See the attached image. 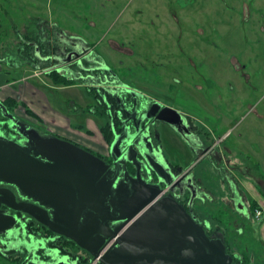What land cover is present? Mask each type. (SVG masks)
Here are the masks:
<instances>
[{
  "label": "rangeland",
  "instance_id": "1",
  "mask_svg": "<svg viewBox=\"0 0 264 264\" xmlns=\"http://www.w3.org/2000/svg\"><path fill=\"white\" fill-rule=\"evenodd\" d=\"M38 21L85 37L106 53L110 39L121 43L126 38V47L134 51L130 64L139 61L131 69L142 75L143 90L186 113L211 139L223 137L219 149L225 157L239 160L250 155L261 160L264 173V0H0L4 69L5 57L16 52ZM11 70L12 75L0 71V87L12 83L17 97L37 113L25 114L32 125L45 128L44 121L56 120L68 126L76 121L74 104L83 87H54L26 66ZM9 92L13 90L5 87L0 95ZM19 108L22 113L25 105ZM194 169L219 183L210 156ZM248 191L264 204L262 196ZM221 214L217 221L231 222L230 213H217ZM240 224L244 232L232 235L235 241L230 245H242L264 264V236L259 235L264 211L260 218L253 212L252 219Z\"/></svg>",
  "mask_w": 264,
  "mask_h": 264
},
{
  "label": "flooded vegetation",
  "instance_id": "2",
  "mask_svg": "<svg viewBox=\"0 0 264 264\" xmlns=\"http://www.w3.org/2000/svg\"><path fill=\"white\" fill-rule=\"evenodd\" d=\"M35 27L33 33L26 34L20 40L16 52L5 57L6 68L0 65V71H9L12 75L11 69L18 71L26 66L34 77L45 76L53 82L54 87H83L84 92L78 93V100L74 104L76 121L68 126L56 120L44 121L45 128L32 125L25 114L29 110L34 116L37 113L26 104L24 112L20 113L23 109H18L16 101L19 98L11 82L0 87V90L5 87L13 90L8 97L0 95V103L6 106L8 114L35 127L41 135L57 136L92 152L105 162L107 169L115 166L120 156L128 151L127 154L136 160V164L127 163L130 173L136 175L139 167L145 180L166 187L159 175L147 167V158L153 163H162L169 173L176 175L171 193L188 211L201 219L209 233L225 232L221 222L211 218L214 209L230 213L235 228L241 227V221L253 218V203H260L251 197L242 181H249L257 195L264 199L262 161L250 155L239 160L225 157L219 149L223 137L211 139L209 133L186 113L164 104L143 90L140 87L142 75L138 70L131 69L134 63L138 67L139 61L133 60L130 64L129 57L134 51L126 47V38L121 43L110 39V50L106 53L89 39L76 37L57 25L40 21ZM120 54L124 57L117 58ZM130 72H133L132 76ZM201 74L203 77V72ZM55 76L67 78L72 83L57 84ZM9 99H12V104L8 103ZM20 101L25 103L24 100ZM166 107L181 115V118L176 117L179 128L157 119ZM164 113L172 112L165 110ZM0 135L19 143L25 142L10 119L3 115L1 108ZM117 136L119 144L113 151L112 145ZM134 142L137 143L131 145ZM174 144L179 149H175ZM178 154H181L182 160H178ZM207 156L215 161L219 183L195 172L194 168ZM17 198L22 199L20 195ZM2 209L5 210V206ZM7 212L16 216L18 221L10 231L0 232V264L92 263L89 254L67 236L50 230L29 215L12 209ZM259 235L262 237L260 232Z\"/></svg>",
  "mask_w": 264,
  "mask_h": 264
},
{
  "label": "water",
  "instance_id": "3",
  "mask_svg": "<svg viewBox=\"0 0 264 264\" xmlns=\"http://www.w3.org/2000/svg\"><path fill=\"white\" fill-rule=\"evenodd\" d=\"M0 108L25 139L19 143L0 135L1 233L18 221L7 212L12 209L75 241L91 264H239L228 251L224 232L209 234L171 193L176 175L162 163L146 156L147 167L166 187L145 180L139 167L136 175L130 173L127 163L136 160L128 151L108 170L92 152L41 135L8 114L5 105ZM176 117L181 115L166 107L157 119L179 128Z\"/></svg>",
  "mask_w": 264,
  "mask_h": 264
},
{
  "label": "trees",
  "instance_id": "4",
  "mask_svg": "<svg viewBox=\"0 0 264 264\" xmlns=\"http://www.w3.org/2000/svg\"><path fill=\"white\" fill-rule=\"evenodd\" d=\"M54 81L55 83L57 84H64V85H67L69 83H72L69 79L67 78H62V77H59V76H55L54 77ZM6 96V95H4ZM8 97V95H7ZM16 100V98L14 99V101ZM9 104H12V99H9L7 100ZM5 102V101H4ZM18 105H25V103L23 101H19L17 100L16 101ZM6 103V102H5ZM7 104V103H6ZM30 115H32L30 113V110L28 112ZM253 209H254V213H256V210L257 209H262L261 206L257 203V202H254L253 203ZM215 214V213H214ZM222 214L221 215H212L211 218L213 220H216L217 221V218L218 220L222 219ZM221 221V220H220ZM221 224L223 225L222 226V229L225 230L224 234H225V240L227 242V245H228V251L233 255L234 257V260L236 262H238L239 264H261V263H258L254 260V257L251 256V254H249L248 252H246L243 248H242V245H239L237 244V248H234L232 246V244L230 245V242L232 241L234 243L235 239L231 238V236H235V235H239V234H243L242 232H244V229L242 227H239V228H235L233 226V224L230 222V223H223L221 222ZM209 233V232H208ZM209 234H212V233H209ZM262 255V254H261Z\"/></svg>",
  "mask_w": 264,
  "mask_h": 264
},
{
  "label": "crops",
  "instance_id": "5",
  "mask_svg": "<svg viewBox=\"0 0 264 264\" xmlns=\"http://www.w3.org/2000/svg\"><path fill=\"white\" fill-rule=\"evenodd\" d=\"M38 22H40V21H38ZM244 184H245V186L247 187V188H249L251 191H252V193L254 194V195H257V193H256V191H255V189H254V187L252 186V184L249 182V181H247V180H243L242 181ZM253 188V189H252ZM259 205L261 206V208H262V210L264 211V204H263V202H262V200L260 199V201H259ZM261 236H264V225L262 226V228H261Z\"/></svg>",
  "mask_w": 264,
  "mask_h": 264
},
{
  "label": "built area",
  "instance_id": "6",
  "mask_svg": "<svg viewBox=\"0 0 264 264\" xmlns=\"http://www.w3.org/2000/svg\"><path fill=\"white\" fill-rule=\"evenodd\" d=\"M262 213H263L262 209H257L256 210V217L260 218L262 216Z\"/></svg>",
  "mask_w": 264,
  "mask_h": 264
}]
</instances>
